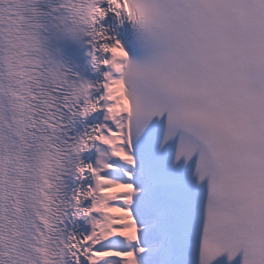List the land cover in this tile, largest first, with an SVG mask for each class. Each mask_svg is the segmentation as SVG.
<instances>
[{
    "label": "snow or ice",
    "instance_id": "6c2138e0",
    "mask_svg": "<svg viewBox=\"0 0 264 264\" xmlns=\"http://www.w3.org/2000/svg\"><path fill=\"white\" fill-rule=\"evenodd\" d=\"M49 14L85 59L50 69L39 93L43 264H210L241 250L264 264V0H62ZM0 264H15L3 243Z\"/></svg>",
    "mask_w": 264,
    "mask_h": 264
},
{
    "label": "clouds",
    "instance_id": "9594fccd",
    "mask_svg": "<svg viewBox=\"0 0 264 264\" xmlns=\"http://www.w3.org/2000/svg\"><path fill=\"white\" fill-rule=\"evenodd\" d=\"M61 3L0 0V190L11 194L4 204L10 222L0 229V243L5 250H12L15 264H43L44 254L37 249L48 246L35 236L41 140L34 135L49 136L51 132L34 133L33 129L48 118L39 93L53 86L49 70L73 71V65L60 55V46L66 41L62 21L49 14ZM66 12V8L60 9L57 15L62 17ZM75 43L85 47L83 40ZM17 196L21 200L19 212Z\"/></svg>",
    "mask_w": 264,
    "mask_h": 264
}]
</instances>
